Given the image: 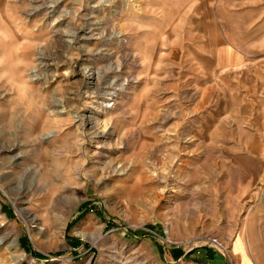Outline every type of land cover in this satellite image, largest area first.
<instances>
[{
    "label": "rangeland",
    "instance_id": "obj_1",
    "mask_svg": "<svg viewBox=\"0 0 264 264\" xmlns=\"http://www.w3.org/2000/svg\"><path fill=\"white\" fill-rule=\"evenodd\" d=\"M260 162L264 0H0V264H240Z\"/></svg>",
    "mask_w": 264,
    "mask_h": 264
},
{
    "label": "crops",
    "instance_id": "obj_2",
    "mask_svg": "<svg viewBox=\"0 0 264 264\" xmlns=\"http://www.w3.org/2000/svg\"><path fill=\"white\" fill-rule=\"evenodd\" d=\"M264 169V162H260ZM241 177L237 178L236 185V242L237 246L243 250L237 251L240 264H264L257 258L254 251L249 249L264 248V176L263 172H258L257 176L250 177L249 172L242 170ZM224 179V177H223ZM222 199L223 195H219ZM227 206L228 204H224ZM240 222V223H239ZM206 255H203V258ZM211 264H227L221 256L215 257Z\"/></svg>",
    "mask_w": 264,
    "mask_h": 264
},
{
    "label": "built area",
    "instance_id": "obj_3",
    "mask_svg": "<svg viewBox=\"0 0 264 264\" xmlns=\"http://www.w3.org/2000/svg\"><path fill=\"white\" fill-rule=\"evenodd\" d=\"M213 244H211L215 249H217L218 251H221L220 249H222V245L220 242H218L217 240H213L212 241ZM223 250V249H222Z\"/></svg>",
    "mask_w": 264,
    "mask_h": 264
},
{
    "label": "bare ground",
    "instance_id": "obj_4",
    "mask_svg": "<svg viewBox=\"0 0 264 264\" xmlns=\"http://www.w3.org/2000/svg\"><path fill=\"white\" fill-rule=\"evenodd\" d=\"M54 8V7H53ZM90 76V75H89ZM109 88V87H108ZM107 89V88H106ZM105 91V90H104ZM111 91V90H110ZM101 95V94H100ZM103 95H106V96H112L113 94L109 92V90H107L106 92H104ZM102 95V96H103Z\"/></svg>",
    "mask_w": 264,
    "mask_h": 264
}]
</instances>
